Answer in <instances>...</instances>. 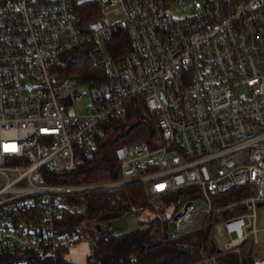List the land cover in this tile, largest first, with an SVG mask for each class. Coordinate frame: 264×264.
<instances>
[{
    "label": "built area",
    "instance_id": "obj_1",
    "mask_svg": "<svg viewBox=\"0 0 264 264\" xmlns=\"http://www.w3.org/2000/svg\"><path fill=\"white\" fill-rule=\"evenodd\" d=\"M87 1L0 0V156L30 161L0 166V252L35 248L46 257L61 245L73 249L77 236L55 232L64 199L128 183L144 184L152 196L193 188L172 216L176 234L240 206L222 220L221 249L262 243L264 0H96L104 14L89 33L78 8ZM88 41L106 80L88 86L92 100L82 113L84 86L62 79L54 64ZM136 95L155 113L157 134L114 147L122 179L43 181L45 171L77 167L79 147L93 152L98 125L112 115L126 120ZM242 188V199L214 202ZM256 257L264 264V254Z\"/></svg>",
    "mask_w": 264,
    "mask_h": 264
},
{
    "label": "trees",
    "instance_id": "obj_2",
    "mask_svg": "<svg viewBox=\"0 0 264 264\" xmlns=\"http://www.w3.org/2000/svg\"><path fill=\"white\" fill-rule=\"evenodd\" d=\"M78 8L81 25L89 33L96 19L104 14L102 7L93 0L80 3ZM91 46L92 41H88L61 56L54 66L62 79H69L75 86H94L106 80L104 69L91 63ZM126 106V120L112 115L98 125L99 144L93 152H84L79 147L77 167L57 175L45 171L43 181L72 185L122 179V164L114 154V147L141 141L152 142L157 134L156 115L150 112L143 95L132 96ZM15 157L30 162L26 156ZM192 189L190 186L152 196L144 184L128 183L114 188L72 193L64 199L62 213L54 221L55 232L58 236H77L79 244L93 237L95 244L86 256L87 264H203L206 256L215 264H254L258 245L250 240L231 251L218 246L212 252L209 245L216 224L240 213L243 207H229L209 215L200 226V229L206 227L207 231L199 246L182 242L180 237L184 234L168 231L173 214L192 196ZM246 195V188L234 189L216 194L214 202L229 205ZM159 199L162 205L156 204ZM148 211L152 215L147 220H141L135 229L115 231L109 224L124 216H141ZM99 224L102 225L101 229H98ZM58 251L56 256L44 257L35 248L17 247L0 252V264H78L72 258L73 249L61 245Z\"/></svg>",
    "mask_w": 264,
    "mask_h": 264
},
{
    "label": "rangeland",
    "instance_id": "obj_3",
    "mask_svg": "<svg viewBox=\"0 0 264 264\" xmlns=\"http://www.w3.org/2000/svg\"><path fill=\"white\" fill-rule=\"evenodd\" d=\"M108 14L111 15L112 13L107 12ZM84 86V92L86 93L84 99L82 102H78V108L80 111L83 113L84 111L87 110V107H85L86 104H89L91 102V93L89 91V87L86 85ZM30 162H26L24 159H20L18 157H2L0 160V166H26ZM6 180V177L0 178V184L4 183ZM158 205H162V201L159 199L157 201ZM259 214V226L264 227V206L260 207L258 210ZM152 215V213L145 212L141 216H136L134 214L130 216H124L123 218L116 219L115 221L109 222L110 226L112 227L113 230L117 231H126L130 229H135L139 226V223L141 220H147V218ZM202 225V224H201ZM200 225V226H201ZM175 223L170 222L168 224V231L171 232L172 234L175 233ZM200 226L196 227L194 230H191L190 232H187V234L182 235L181 241L184 243H190L191 245L194 246H199V244L202 242V239L204 238V235L206 234V227H202L200 229ZM214 234L212 233L211 236L213 235L211 241H210V246L213 247V242L212 241L214 238L219 244L220 248L224 247V242L226 241L227 237L225 234V231L223 230V223L222 221L217 223L216 226L214 227ZM264 233H261L262 237V243H260L258 246H256V252L257 254H264ZM95 244V239L93 237H88L83 243L78 244L76 247L73 248L74 252L72 255V258L77 261L78 264H87L86 262V256L93 250ZM203 264H213L212 259H210L208 256H206L205 261Z\"/></svg>",
    "mask_w": 264,
    "mask_h": 264
},
{
    "label": "water",
    "instance_id": "obj_4",
    "mask_svg": "<svg viewBox=\"0 0 264 264\" xmlns=\"http://www.w3.org/2000/svg\"><path fill=\"white\" fill-rule=\"evenodd\" d=\"M264 203L262 202V203H260V205H263ZM102 228V225H98V229H101ZM213 247H212V252H215V250H216V247H217V245L218 244H216L215 242H213Z\"/></svg>",
    "mask_w": 264,
    "mask_h": 264
},
{
    "label": "crops",
    "instance_id": "obj_5",
    "mask_svg": "<svg viewBox=\"0 0 264 264\" xmlns=\"http://www.w3.org/2000/svg\"><path fill=\"white\" fill-rule=\"evenodd\" d=\"M214 242H215V240H214ZM215 243L217 244V242H215ZM218 246H219V244L217 245V247H218ZM219 247H220V246H219ZM212 262H213V264H215L213 260H212Z\"/></svg>",
    "mask_w": 264,
    "mask_h": 264
}]
</instances>
